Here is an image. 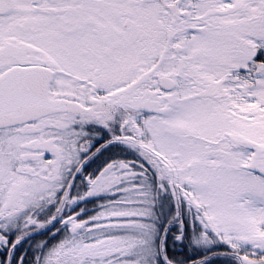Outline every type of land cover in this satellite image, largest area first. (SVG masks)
I'll list each match as a JSON object with an SVG mask.
<instances>
[{"label": "snow or ice", "instance_id": "1", "mask_svg": "<svg viewBox=\"0 0 264 264\" xmlns=\"http://www.w3.org/2000/svg\"><path fill=\"white\" fill-rule=\"evenodd\" d=\"M0 264H264V0H0Z\"/></svg>", "mask_w": 264, "mask_h": 264}, {"label": "flooded vegetation", "instance_id": "2", "mask_svg": "<svg viewBox=\"0 0 264 264\" xmlns=\"http://www.w3.org/2000/svg\"><path fill=\"white\" fill-rule=\"evenodd\" d=\"M87 207H91V205H87Z\"/></svg>", "mask_w": 264, "mask_h": 264}]
</instances>
